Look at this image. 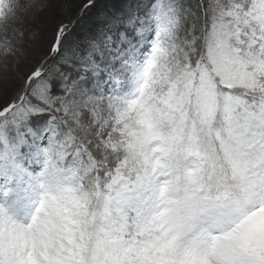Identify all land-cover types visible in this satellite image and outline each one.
I'll return each instance as SVG.
<instances>
[{
	"label": "snow or ice",
	"instance_id": "6c2138e0",
	"mask_svg": "<svg viewBox=\"0 0 264 264\" xmlns=\"http://www.w3.org/2000/svg\"><path fill=\"white\" fill-rule=\"evenodd\" d=\"M150 9L0 95V264H264V0ZM31 12L0 0V69Z\"/></svg>",
	"mask_w": 264,
	"mask_h": 264
},
{
	"label": "trees",
	"instance_id": "16d2710c",
	"mask_svg": "<svg viewBox=\"0 0 264 264\" xmlns=\"http://www.w3.org/2000/svg\"><path fill=\"white\" fill-rule=\"evenodd\" d=\"M88 2L90 0H26V3L32 7V12L27 17L28 33L36 35L42 29L51 28V31L56 34L60 26L66 21L74 23L77 20L79 26L85 29L96 20L102 19L105 13H111V1L98 0L94 7L88 9L87 15H84V5ZM200 2L201 0H195L193 4L199 6ZM154 3L155 0H131L129 15L150 11V5ZM15 22L18 24V21ZM106 28H108L107 24ZM23 41L24 39L20 43ZM0 73H3L0 74V95L6 94V99H9L15 95L18 89L23 87L29 74L24 53L19 49V54L8 62V67L0 69ZM73 74L78 76L80 73Z\"/></svg>",
	"mask_w": 264,
	"mask_h": 264
},
{
	"label": "rangeland",
	"instance_id": "374dc122",
	"mask_svg": "<svg viewBox=\"0 0 264 264\" xmlns=\"http://www.w3.org/2000/svg\"><path fill=\"white\" fill-rule=\"evenodd\" d=\"M111 13H105L102 19L96 20L87 28L77 27L75 32L70 37L68 44L73 47H80L87 43L92 37L100 36L105 30L106 24L112 25L122 16L129 15V5L131 0H110ZM189 6L195 5V0H184ZM13 24H17L13 21ZM55 33L51 28H45L38 32V34L28 33L24 41L17 45V47L24 53L26 59V66L29 73L33 68L44 58V56L51 50V45L55 38ZM72 73H80L79 66L71 69ZM3 78V77H2Z\"/></svg>",
	"mask_w": 264,
	"mask_h": 264
}]
</instances>
